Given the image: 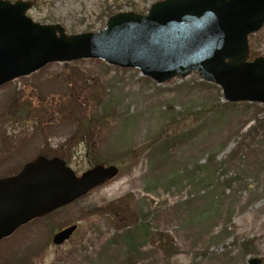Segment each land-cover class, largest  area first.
<instances>
[{
    "label": "rangeland",
    "instance_id": "obj_1",
    "mask_svg": "<svg viewBox=\"0 0 264 264\" xmlns=\"http://www.w3.org/2000/svg\"><path fill=\"white\" fill-rule=\"evenodd\" d=\"M29 1L34 23L77 35L104 29L107 9L143 15L160 0ZM248 46L249 60L264 57V26ZM256 133H264L261 105L226 103L196 73L159 85L135 69L82 59L0 86V178L38 156H58L78 175L94 165L119 169L1 241L0 264L264 262V141ZM72 224L73 235L54 246L52 236ZM137 226L145 235L127 249L120 238Z\"/></svg>",
    "mask_w": 264,
    "mask_h": 264
},
{
    "label": "water",
    "instance_id": "obj_2",
    "mask_svg": "<svg viewBox=\"0 0 264 264\" xmlns=\"http://www.w3.org/2000/svg\"><path fill=\"white\" fill-rule=\"evenodd\" d=\"M31 7L0 0V86L50 63L98 59L138 69L159 85L197 73L224 101L258 103L264 110V57L248 61V37L264 25V0H161L145 15L118 13L101 31L70 36L59 25L34 23L26 16ZM117 174L114 165H95L77 176L59 158L36 157L0 179V241ZM76 228L57 232L52 244L62 245Z\"/></svg>",
    "mask_w": 264,
    "mask_h": 264
},
{
    "label": "trees",
    "instance_id": "obj_3",
    "mask_svg": "<svg viewBox=\"0 0 264 264\" xmlns=\"http://www.w3.org/2000/svg\"><path fill=\"white\" fill-rule=\"evenodd\" d=\"M105 14L107 15L106 16V18H107V17L111 16L112 14H114V11L107 9ZM104 108H106V107H104ZM251 131L252 130L249 129V131H248L249 133L245 135L246 139L247 138L249 139V136L251 135ZM256 135L260 136L261 139H263V141H264V133H256ZM167 144H168V140H165L162 142V144L160 145L159 148H161V150H164L166 148ZM240 145L245 146L244 143H241ZM247 147L248 146L246 145V148ZM172 181H174V179H171L169 181V183ZM144 235H145L144 226H137L132 231L125 232V234H123L120 239L122 240V243L125 245V248L134 249L136 246V239H138L140 237L143 238Z\"/></svg>",
    "mask_w": 264,
    "mask_h": 264
}]
</instances>
